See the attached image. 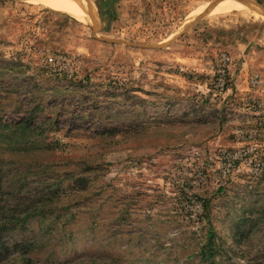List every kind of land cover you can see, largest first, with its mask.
Here are the masks:
<instances>
[{
	"label": "rangeland",
	"instance_id": "1",
	"mask_svg": "<svg viewBox=\"0 0 264 264\" xmlns=\"http://www.w3.org/2000/svg\"><path fill=\"white\" fill-rule=\"evenodd\" d=\"M253 77L264 0H0V264H264Z\"/></svg>",
	"mask_w": 264,
	"mask_h": 264
},
{
	"label": "built area",
	"instance_id": "2",
	"mask_svg": "<svg viewBox=\"0 0 264 264\" xmlns=\"http://www.w3.org/2000/svg\"><path fill=\"white\" fill-rule=\"evenodd\" d=\"M220 62L221 66H219L217 73H216V87L218 88L219 91H222L226 88L227 86V81H226V67L229 62V58L226 55H221L220 57ZM250 84L252 87L256 88L257 90H262L264 91V86L261 83L260 80L257 79V77H253L250 80ZM254 104L257 105V107L260 109V112L264 115V102H256L254 101ZM253 148H249L246 150L239 151L235 155L232 156H223L221 159L224 162H227L229 169H232L234 166H231L235 161L237 160H242L243 158L247 159L249 155L253 152ZM259 166V165H258Z\"/></svg>",
	"mask_w": 264,
	"mask_h": 264
},
{
	"label": "trees",
	"instance_id": "3",
	"mask_svg": "<svg viewBox=\"0 0 264 264\" xmlns=\"http://www.w3.org/2000/svg\"><path fill=\"white\" fill-rule=\"evenodd\" d=\"M31 210V209H30ZM33 210V209H32ZM31 210V211H32ZM20 216L21 215H17V217H16V220L18 221V220H20ZM18 218V219H17ZM27 219V217L24 219V220H26ZM212 249H213V243L212 242H209L208 243V245H207V251L206 252H203V258H208L209 256H213V254H212Z\"/></svg>",
	"mask_w": 264,
	"mask_h": 264
}]
</instances>
